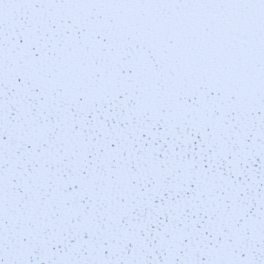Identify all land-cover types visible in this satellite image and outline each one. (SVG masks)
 I'll list each match as a JSON object with an SVG mask.
<instances>
[{
  "label": "snow or ice",
  "instance_id": "obj_1",
  "mask_svg": "<svg viewBox=\"0 0 264 264\" xmlns=\"http://www.w3.org/2000/svg\"><path fill=\"white\" fill-rule=\"evenodd\" d=\"M0 264H264V0H0Z\"/></svg>",
  "mask_w": 264,
  "mask_h": 264
}]
</instances>
